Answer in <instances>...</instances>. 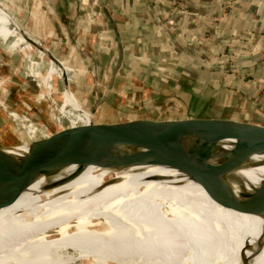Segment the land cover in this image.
<instances>
[{"label": "bare ground", "instance_id": "6f19581e", "mask_svg": "<svg viewBox=\"0 0 264 264\" xmlns=\"http://www.w3.org/2000/svg\"><path fill=\"white\" fill-rule=\"evenodd\" d=\"M12 23L27 42L58 66L64 91L71 96L65 62L58 63L35 37L22 31L14 19ZM69 108L68 115L75 116L73 125L92 122L76 106ZM190 120H167L171 122L153 142L154 135L149 137V133L162 121L127 123L134 128L125 130L127 140L143 144L123 145L116 153L132 152L142 164L116 168L72 164L52 174H39L14 202L0 209V264H264V195L226 206L252 216L254 229L246 235V243L258 258L245 259L154 236L115 195L114 189L124 188L130 189L127 196L131 197L146 189L144 182L203 188L200 182L209 179L204 163L220 160L232 143L224 138L210 153L197 149L200 137L196 132L200 130ZM39 140L23 148L0 147V152L16 160ZM185 158L189 162L181 164ZM229 179L237 196L240 187L258 186L264 179V155H253ZM162 210L170 215L167 207Z\"/></svg>", "mask_w": 264, "mask_h": 264}, {"label": "crops", "instance_id": "0c3cea01", "mask_svg": "<svg viewBox=\"0 0 264 264\" xmlns=\"http://www.w3.org/2000/svg\"><path fill=\"white\" fill-rule=\"evenodd\" d=\"M4 1L1 0L0 2V39L9 40V37H16L15 44L19 45L20 51L24 55L28 56L29 53L35 51L48 61L49 68L42 78L43 95L45 97H42V99L50 98L48 99L49 101H44L57 102V98L62 97L63 112H66L67 107L76 106L79 112L88 115V120L92 118L93 123H102L104 119L101 117H110L115 123L108 124L117 125L146 120L165 121L197 118L199 116H191L188 106L180 101L166 104V97L159 91H162L161 88L163 87L167 89L172 88L152 76L164 64L173 63L181 75L179 76L180 78H176L173 81L185 85L181 90L177 91H236L251 98L259 97L263 99L264 93L262 90L258 91L257 86L262 85L264 88V61L261 63L256 62L250 69H247L237 58L240 57V53H242V56H249L251 54L250 49L246 51L242 50L243 52H241L239 48L243 44L240 42L241 37L244 38L241 35L246 28L255 29V34L259 37L264 33V0H36L40 9L47 15L50 27L53 28V34L55 31L59 35H64L68 40V34L81 31V34H77V36L82 35L84 39L92 43L90 49L96 53V56L101 57L107 53H112L111 58L115 57L117 62L112 71L102 75V79L106 76L110 78V84L113 86L128 87L131 86V75L137 74L145 77V86L143 88H147L145 90L148 91H135V96L107 93L104 97H102V91L98 89L100 85L95 82L96 77L92 73H89L86 68L84 71H79L80 69L76 67V64H70L69 67V64L66 65L65 63L72 91L71 96L66 94L63 85L62 91H58V89L50 90V87L55 85L56 78H62L60 69L48 57L26 41L24 36L13 25L11 15L3 7ZM134 2H143L148 5H144L145 12L140 16L139 23L136 22V24H131V26L127 24L125 27L121 23L119 25L115 24L114 20L122 16L126 10L130 11ZM143 28V34L149 30H153L146 33V39H143L141 42L138 39L135 42V36ZM107 31L111 32L109 39H112V41L109 47L107 45V48H105V45L101 44V42L102 38L105 37L103 32ZM125 31L131 32L128 37H125ZM34 37L37 38L35 35ZM182 40L192 44L193 52L195 51L193 43L202 44L199 49V55L208 53L210 56L225 57L228 64L236 61L234 66H232V73L227 75L216 73L214 79L209 80L214 87L202 83V81L206 80L205 78L200 76L196 78L191 71L186 69L184 60L188 61L189 57L193 56L189 55V52L181 45ZM131 41L134 44H131ZM237 44L239 45L237 46ZM162 47L164 48L162 49ZM250 47L254 49L252 57L262 56L264 58V48ZM143 49L149 51L144 53L142 52ZM85 53L84 56L87 57L88 54ZM177 53L179 54V58L176 57ZM121 56L124 57L123 63L118 71L115 72V67ZM128 57L131 60L128 61ZM152 58L159 59L158 66L154 64L155 61ZM231 59L233 60L231 61ZM248 71L253 76L249 77L247 75ZM224 79H233V82L237 80L239 84L244 85L247 82L256 83L257 85L249 90H243L234 86L224 88L222 85L225 83ZM71 80L73 81L72 83H70ZM105 80L107 81V79ZM147 80L151 82L150 85ZM85 81H87L85 85L89 84L92 87L93 92L91 95H89L91 87L83 86L84 84L79 86ZM139 81L141 80L133 79L131 83L135 82L136 84ZM97 84L99 85L98 88L95 87L98 86ZM149 86L155 91L150 92ZM131 87H134V85ZM193 87L197 89H193ZM200 87L203 89H200ZM125 89H129V87ZM73 90L75 93L78 92L81 98H83L84 103L82 105H85L86 109L87 104L94 107L93 113L82 110V106L80 107L79 102H77L76 94L73 93ZM147 92L156 94H147ZM20 93L22 94V92ZM0 97H4L1 92ZM112 98L114 99L113 102L107 105V101H111ZM34 99L33 96H29L31 103L35 102ZM254 107H258L264 113V103L254 104ZM154 111H157L159 116L165 117L150 118ZM5 112H2L3 114L0 116L6 117L5 114L8 113V110ZM8 115L18 118L17 115H14V111ZM243 120L248 121L245 117H243ZM26 122L23 124V127L28 128V133L31 137L36 135L37 131L42 133V136L35 139L32 138L29 142H24L21 145L7 146V148H23L35 140L48 138L58 129L50 128L47 125L43 126L40 123L37 127V124L34 125L32 122ZM103 124L105 123L103 122ZM54 125L56 126V124ZM150 183V188H152L150 191H154L156 185L172 188L171 184L167 183ZM199 192H203L204 197H199L198 199L205 202L209 208L208 213L205 214L212 218L229 219L232 222L240 219L246 225V234H249L254 229V222L251 220L252 216L231 210L217 203L200 186Z\"/></svg>", "mask_w": 264, "mask_h": 264}, {"label": "rangeland", "instance_id": "374dc122", "mask_svg": "<svg viewBox=\"0 0 264 264\" xmlns=\"http://www.w3.org/2000/svg\"><path fill=\"white\" fill-rule=\"evenodd\" d=\"M3 7L18 23V27L22 31L28 32L32 38L35 35L43 42L42 46L52 49L51 51L58 55L66 65L69 64V67L70 64H76L79 71H84L86 68L96 77H102L103 74L113 70L117 60L115 57L111 58L112 53L101 57L96 56V53L90 49L92 43H89L82 35L77 36V34H81V31L71 33V36L68 34V40L64 35H59L55 31L53 34V28L50 27L47 15L40 9L36 0H5ZM15 39L16 37L13 36L9 37V40L0 39V82L3 86V88L0 87V92L4 96L0 97V115L8 110V113L5 114L6 117L0 116V147L21 145L24 142H29L32 138L42 136V133L37 131V134L31 137L28 128L23 127L25 121L37 124V127L43 124V126L47 125L56 129L60 125L70 126L72 118L75 117L66 113L67 111L71 113L69 107L66 108V112L62 111V97L57 98V102H48L50 98L44 99L42 78L49 68V63L35 51L29 53L28 56L24 55L20 51L19 45L15 44ZM85 52L88 54L87 57L84 56ZM152 76L156 80L168 84L167 86L173 90H181L185 86L173 81L181 76L174 63L164 64ZM224 82L222 84L224 88L234 86L243 90H249L257 85L249 82L245 85L239 84L237 80L233 82V79H224ZM54 83L55 85L50 87V90L62 91L63 79L57 77ZM257 87L258 91L262 90L264 93L262 85ZM193 89L197 88L193 87ZM200 89L203 88L200 87ZM73 93L76 94V99L80 107L82 106V110L88 112L86 106L82 105L84 100L80 101L81 99H79V93H75L74 90ZM29 96L35 98L33 104L29 100ZM42 97L44 98L42 99ZM93 108V106L89 108L91 109L90 113L94 112ZM13 111L18 118L8 115ZM76 112L72 110V113ZM161 116L157 111H154L150 118L165 117ZM101 118L104 119L105 124L115 123L110 117ZM143 185L146 189L131 197L127 196L130 189L122 188L113 191L120 203L152 235L174 238L233 258H258L252 250L247 249L246 225L242 220L232 222L229 219L210 217L205 214L209 210L205 202L198 198L181 195L183 193L180 188H164V186L156 185L155 190L150 191L152 189L150 182H144ZM163 207L169 209L170 215L162 210ZM262 257L264 262V256L262 255Z\"/></svg>", "mask_w": 264, "mask_h": 264}, {"label": "water", "instance_id": "95a60500", "mask_svg": "<svg viewBox=\"0 0 264 264\" xmlns=\"http://www.w3.org/2000/svg\"><path fill=\"white\" fill-rule=\"evenodd\" d=\"M29 41L32 43L38 41L44 45L38 38L36 41L29 38ZM45 48L58 63L62 61L51 51L52 49ZM123 58V56L120 57L115 72L122 65ZM130 77V84L134 87L128 86L129 89H125L128 88L125 86H113L110 84V78L106 76L103 79L100 76L96 77L95 82L100 87L98 84L95 87H99L98 89L102 91V97L107 93L135 96V91L147 89L143 88L145 77L137 74ZM133 79L141 81L132 84ZM86 82H82L79 86L84 84L83 86L91 87L89 84L85 85ZM147 82L151 84L150 81L147 80ZM163 88L159 92L166 97V104L180 101L199 116L190 120L192 122L190 125L200 130V132L195 130L201 139L197 149L210 153L224 138H228L232 143V149L220 160L212 163L207 159L204 163L208 169L209 179L200 182V185L208 195L223 206L263 196L264 179L258 186L249 190L240 187L237 196L232 189L229 176L253 155H264V113L258 107H254V104L264 103V96L261 99L251 98L236 91H177ZM149 91L155 90L149 86ZM92 92L91 87L89 95ZM147 94L155 95L156 93L147 92ZM79 99L83 101V98L79 97ZM89 108L91 106L87 105L90 113ZM243 117L248 121L243 120ZM170 122L166 120L154 126L149 133V137L154 135L152 142ZM127 129L133 130V124L91 122L86 125L78 121L75 125L71 123L67 127L60 125L53 135L37 141L38 143L34 144L26 155L16 160L0 152V209L14 202L39 174H52L67 165L78 164L81 168L90 165L116 168L142 164L132 152L116 153L120 146L142 143L140 140L129 142L125 132ZM188 162L186 158L180 161L181 164Z\"/></svg>", "mask_w": 264, "mask_h": 264}, {"label": "trees", "instance_id": "16d2710c", "mask_svg": "<svg viewBox=\"0 0 264 264\" xmlns=\"http://www.w3.org/2000/svg\"><path fill=\"white\" fill-rule=\"evenodd\" d=\"M145 6H148L147 4L143 3V2H134V4L132 5L130 11H125L123 13L122 16L118 17V19L114 20L115 24L121 23L123 27L130 25L131 24H136V22L139 23L140 20V16L142 15V13H144V9ZM153 30V29H152ZM152 30H149L147 32H151ZM146 32V33H147ZM131 32L129 31H125L124 35L125 37H128L129 34ZM144 33V28L141 29L140 33L137 34V36H135V42L139 39L140 42L143 39H146V33ZM255 29H251V28H246L245 31L242 32V35L244 38L241 37V44L239 46L241 52L246 51L247 49L251 50V54L249 56H242V53H240V57L237 58V60H239L243 65L246 66L247 69H250L252 67V65H254L256 62L261 63L262 61H264V58L262 56H256V57H252L254 55V52H252L254 49L251 48L250 46H253L255 48V46L259 49H263L264 48V33L262 36H257ZM103 34L105 35V37L102 38V42L101 44L105 45V48H107L106 46L111 44L112 39H109L111 32L107 31V32H103ZM107 38V39H105ZM263 38V39H262ZM184 41V42H183ZM131 44H134L133 41H131ZM196 44V45H195ZM184 49L186 51L189 52V55L193 56V57H189V60L186 61L184 60V64L186 66V69L191 71L193 73V75L197 77H202L205 78V81H202V83L214 87L212 85L211 82H209L210 79H214V76L216 75V73H221L224 75L227 74H231L232 71V67L234 66L236 61H233L231 63H227V60L225 57H221V56H210L208 53L203 54V55H199V49L201 47L202 44H197L196 42L193 43V47L195 48V51L193 52L192 49V44L191 43H187V41L185 42V40H182V44H181ZM239 44H237L238 46ZM256 48V49H257ZM144 50V49H143ZM142 50V52L146 53L149 50L145 49L144 51ZM197 50V51H196ZM243 50V51H242ZM179 58V54H176ZM127 60H131L129 57L127 58ZM152 60L155 61L154 64H156L157 66L159 65V59H155L152 58ZM233 59H231L232 61ZM249 77L253 76L252 73H250V71H248L247 74ZM113 98L111 99V101H107V105L111 104L113 102ZM189 108V113L191 116H196L197 113H195L190 107ZM171 187H176L177 189L180 188L182 191V195H185V197L189 196V197H194V198H199V197H204L203 192H199V186L198 185H184V186H179V185H171Z\"/></svg>", "mask_w": 264, "mask_h": 264}]
</instances>
